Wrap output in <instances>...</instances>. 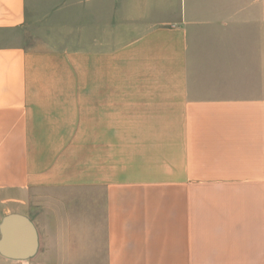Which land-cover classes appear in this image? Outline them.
<instances>
[{
	"label": "crops",
	"instance_id": "0c3cea01",
	"mask_svg": "<svg viewBox=\"0 0 264 264\" xmlns=\"http://www.w3.org/2000/svg\"><path fill=\"white\" fill-rule=\"evenodd\" d=\"M0 264H264V0H0Z\"/></svg>",
	"mask_w": 264,
	"mask_h": 264
},
{
	"label": "rangeland",
	"instance_id": "374dc122",
	"mask_svg": "<svg viewBox=\"0 0 264 264\" xmlns=\"http://www.w3.org/2000/svg\"><path fill=\"white\" fill-rule=\"evenodd\" d=\"M48 32H49V31H48ZM61 41H63V40H57V39H55V40H54L55 45H60Z\"/></svg>",
	"mask_w": 264,
	"mask_h": 264
}]
</instances>
